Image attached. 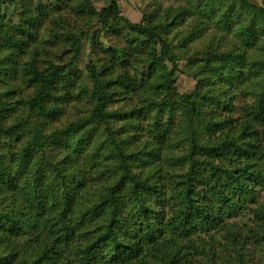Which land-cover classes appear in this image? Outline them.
Wrapping results in <instances>:
<instances>
[{
  "label": "trees",
  "instance_id": "obj_1",
  "mask_svg": "<svg viewBox=\"0 0 264 264\" xmlns=\"http://www.w3.org/2000/svg\"><path fill=\"white\" fill-rule=\"evenodd\" d=\"M53 1L52 8L26 9L15 24L7 9L16 0H0V82L18 78L33 91L26 102L13 100L15 87L0 96V264L17 256L14 264H216L228 246L242 264L244 246L264 243V9L246 0L191 2L238 45L225 53L207 49L197 89L180 96L179 60L165 36L192 12L132 24L115 0L100 12L92 0ZM62 8L89 26L98 18L118 36L124 22L135 36L125 48L107 49L93 33L90 87L79 85L78 93V24L61 15L53 21L71 30H52L68 38L70 63L36 47L38 31ZM196 58H188L191 66ZM240 88L254 102L235 118L231 92ZM132 95L139 108L111 109ZM77 100L88 102V116L62 120ZM17 105L31 119L8 126ZM49 124L61 128L48 133ZM246 211L254 227L242 238L235 220Z\"/></svg>",
  "mask_w": 264,
  "mask_h": 264
},
{
  "label": "rangeland",
  "instance_id": "obj_2",
  "mask_svg": "<svg viewBox=\"0 0 264 264\" xmlns=\"http://www.w3.org/2000/svg\"><path fill=\"white\" fill-rule=\"evenodd\" d=\"M114 0H92V4L97 11H101L104 8L110 6L111 2ZM119 8L121 10V17L123 20H128L132 24H139L145 22L146 17L152 18L153 20H161L167 19V15L171 14L172 16L170 21L172 22L173 17L175 14L180 11L188 10L190 16L188 18H182L176 26L172 27L169 31V34L165 36V39L173 46L176 55L178 56V74L176 80V92L180 96H189L193 94V92L197 89V79L195 78L197 72L200 71V67L203 66V62H205L207 56L204 52L209 49L210 47L216 49L219 53L229 52L231 48L235 45H238L236 36L234 34H226L223 32H219L215 27L209 25L206 21L204 22L200 15L195 14L194 4L191 2H199L201 0H115ZM216 1V0H214ZM225 2H229L225 5H230L233 3L232 0H221ZM242 0H235L238 4ZM248 4L255 5L264 9V0H246ZM193 5V6H192ZM51 6H57L56 2L53 0H16V4L9 7L7 11L9 12V20L15 24H20L21 21V14L26 9L32 10V12L37 11L36 9L42 7L44 8H52ZM196 6V5H195ZM225 7V6H223ZM237 9L239 5L236 6ZM220 9V8H219ZM222 10V9H221ZM40 11V10H39ZM52 11V10H51ZM169 11V12H168ZM221 12V11H220ZM224 11H222L223 13ZM62 16L63 18H69L74 23L78 24L80 27V31L84 33L83 39V51L80 53V57L75 66V77L77 81H75L76 89L75 92L78 93V86L83 85L84 87H90L87 78V66L92 62L96 61V55L93 53V41L91 40V36L93 33L97 32L100 36V43L101 46H104L107 49H111L114 47H127L128 40L130 38H135L134 35L130 34L128 29L126 28V23L119 22L118 32H124L123 36L114 35L111 33L110 29H106L100 23L98 18H93L91 20L90 26L87 24L86 21L77 20L76 17L70 12L69 8H62L60 13H53L51 12L50 20L41 27L38 31V37L36 40L37 46L47 48L54 54L58 56V62L63 63H70L74 56V52L72 51L71 44L68 42V38H59L57 39L55 35L52 34V30L56 33L61 34H68L71 30L62 26L60 24L54 25L53 21H55L56 17ZM243 19H246L245 16H242ZM164 21V20H163ZM162 20L159 22L161 23ZM78 31V30H77ZM79 33V31L77 32ZM80 35V33H79ZM222 37V39H220ZM140 40V38H138ZM185 45V47H183ZM159 49V47H158ZM197 56V58H196ZM189 57L196 58L197 65H190L188 62ZM28 61V60H26ZM171 67V66H170ZM146 72V71H144ZM19 77V76H18ZM6 80L5 83L0 82V96L4 93V89L9 88H18L19 91L15 94L13 100H21L22 102L28 101L30 96L33 94L31 89L25 87L23 82L20 79H13V80ZM256 82V81H255ZM253 83V82H252ZM250 84V88L254 86V84ZM242 88V87H241ZM239 90H232V94H235L234 105L236 106L235 112L232 114L233 117L238 118L241 115V109L244 104L248 103L251 104L254 102L253 97L244 96L241 91ZM140 97L132 95L128 102H117L111 109L118 110L124 108L125 110L128 109H135L139 108L141 101H139ZM142 99V98H141ZM143 100V99H142ZM11 102V101H10ZM12 103V102H11ZM88 102L87 101H75L72 102L69 107L65 111V117L62 120H69V121H76L77 117H87L88 116ZM26 109L22 105H17V110L15 111L14 115L8 121L9 125L21 124L25 120L31 119V114L29 111H25ZM223 117H228L229 114L225 113L224 110L220 112ZM180 112H176V122L179 121ZM35 125L37 121L34 119ZM118 128L120 127V123H115ZM53 128H61V124L54 125L49 124V127H46L48 133H51ZM27 130V129H26ZM25 130V131H26ZM144 141V139H143ZM139 145H133L130 147V151L134 152L135 148L138 150ZM136 152V151H135ZM145 170V169H144ZM135 167L133 168V172H135ZM151 172V171H145ZM152 173V172H151ZM12 195L14 193H11ZM17 194V193H15ZM261 204L264 205V192L260 193L259 195ZM3 199H0V204ZM0 206V210L2 208ZM235 226L240 230L242 233V238H246L248 236V227H254L253 223V215H250V211H246L244 215L240 216L237 220H235ZM222 240V239H221ZM25 242V241H24ZM22 240H18L17 246L15 249L21 252V248L23 244H25ZM220 242V241H219ZM225 243L224 240H222ZM244 246V245H243ZM242 246V247H243ZM242 254L245 256L242 264H264V243L258 244H250L248 243ZM218 250V248L216 247ZM242 250V249H241ZM21 256H17V261H13V264L19 263L18 260ZM223 259H219L216 261V264H238L236 250L233 249L231 246H228V249L225 251V254L222 257ZM228 258V260L226 259ZM34 259V257H33ZM226 259V260H225ZM20 261V260H19ZM226 261L227 263H225ZM12 264V261L10 262Z\"/></svg>",
  "mask_w": 264,
  "mask_h": 264
}]
</instances>
